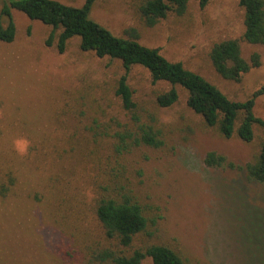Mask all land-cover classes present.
<instances>
[{
    "label": "rangeland",
    "instance_id": "rangeland-1",
    "mask_svg": "<svg viewBox=\"0 0 264 264\" xmlns=\"http://www.w3.org/2000/svg\"><path fill=\"white\" fill-rule=\"evenodd\" d=\"M10 1L0 0L3 23L1 9ZM142 1L96 0L90 17L118 36L135 29L141 44L181 61L232 100L254 97L253 112L264 119V91L256 93L264 89V44L243 38L239 0H211L204 7L189 0L184 14L169 12L154 25L140 12ZM11 14L15 37L0 41V186L8 175L15 178L5 196L0 188V264H108L94 257L115 243L104 238L94 205L96 175L102 180L114 163L125 166V181L149 219L133 248L165 244L184 264H264V183L238 168L259 152L258 126L250 141L224 137L187 106L179 85L178 100L159 106L157 95L170 85L153 82L142 66L126 71L118 59L82 51L77 37L60 53L55 41L45 44L50 25L13 8ZM228 38L239 40L246 60L253 53L260 58L238 81L220 76L210 59L213 44ZM125 73L136 113L161 131L159 147L115 151L118 123L135 130L114 94ZM210 151L236 167L207 165ZM141 264L153 262L145 257Z\"/></svg>",
    "mask_w": 264,
    "mask_h": 264
},
{
    "label": "trees",
    "instance_id": "trees-1",
    "mask_svg": "<svg viewBox=\"0 0 264 264\" xmlns=\"http://www.w3.org/2000/svg\"><path fill=\"white\" fill-rule=\"evenodd\" d=\"M95 1L84 0L79 6L59 0H12L9 4L4 3L1 16L6 17V22L0 20V41L8 43L15 37L16 27L11 14L13 8L30 19L50 25L52 31L45 44L51 46L55 41L60 53L66 49L71 38L77 37L82 51H91L99 58L118 59L126 71L140 65L150 73L153 82L168 83L170 87L156 97L159 106L168 107L178 100L179 91L176 86L179 85L186 90L187 106L200 114L208 126L216 127L224 137L236 135L244 141H250L254 137V127L258 126L263 133L259 152L253 160L238 168L245 171L249 179L264 183V119L253 112L254 97L244 101L228 98L216 85L185 67L181 61L169 60L160 53L159 48L141 44L135 29L126 30L128 36L113 34L106 26L90 17ZM188 1L143 0L140 12L148 25H154L169 12L184 14ZM197 1L204 7L211 0ZM238 3L244 9L243 38L249 43L264 44V0H239ZM210 59L220 76L234 81L260 65L258 53H253L249 61L242 56L240 43L236 38L215 42L210 51ZM262 91L264 89L256 93ZM114 94L129 112L135 126L133 131L127 123H118L119 128L114 134L117 154L129 152L133 146L140 144L161 146V131L152 123L143 122L135 111L137 103L126 73L118 78ZM204 161L209 166L236 167L225 156L214 151L208 152ZM124 169V165L114 163L109 165L102 180L96 175L95 216L100 222L104 238L112 245L115 243L113 247L104 246L97 250L94 257L108 264H141L145 257H150L153 264H184L181 255L165 244L152 243L133 248L134 238L147 231L149 219L143 205L125 181ZM8 176L12 177L0 186L3 196L14 183L15 177Z\"/></svg>",
    "mask_w": 264,
    "mask_h": 264
}]
</instances>
